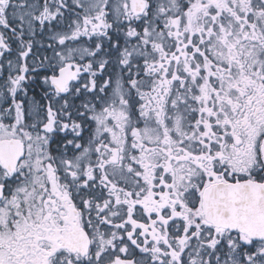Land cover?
Listing matches in <instances>:
<instances>
[{
	"label": "snow or ice",
	"instance_id": "1",
	"mask_svg": "<svg viewBox=\"0 0 264 264\" xmlns=\"http://www.w3.org/2000/svg\"><path fill=\"white\" fill-rule=\"evenodd\" d=\"M0 264H264V0H0Z\"/></svg>",
	"mask_w": 264,
	"mask_h": 264
}]
</instances>
